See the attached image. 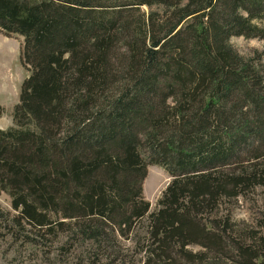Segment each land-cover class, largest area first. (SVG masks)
I'll use <instances>...</instances> for the list:
<instances>
[{
	"label": "trees",
	"instance_id": "obj_1",
	"mask_svg": "<svg viewBox=\"0 0 264 264\" xmlns=\"http://www.w3.org/2000/svg\"><path fill=\"white\" fill-rule=\"evenodd\" d=\"M0 30L27 72L0 129L16 225L73 221L111 264L116 235L138 264H264V222L220 214L264 186V50L229 41L264 39V0H0ZM151 165L170 181L150 212Z\"/></svg>",
	"mask_w": 264,
	"mask_h": 264
},
{
	"label": "rangeland",
	"instance_id": "obj_2",
	"mask_svg": "<svg viewBox=\"0 0 264 264\" xmlns=\"http://www.w3.org/2000/svg\"><path fill=\"white\" fill-rule=\"evenodd\" d=\"M230 43L244 57L260 58L264 50V39L232 37ZM22 37L6 35L0 30V129L14 126L13 108L18 103L19 90L27 72L22 59ZM170 181V176L160 166L151 165L142 182V195L154 211L162 191ZM220 214L228 215L234 227L252 228L260 231L263 226L264 186L256 187L244 196L225 199L220 205ZM17 212L11 208V200L0 193V264H111L107 263L101 251H96L93 240L83 238L72 224L64 222L52 232L37 230L22 222L16 225L13 218ZM115 239L114 248L118 257L112 264H138L140 258L130 240ZM113 250L112 247H109ZM194 252L200 248L190 247ZM229 264L228 260H222Z\"/></svg>",
	"mask_w": 264,
	"mask_h": 264
}]
</instances>
